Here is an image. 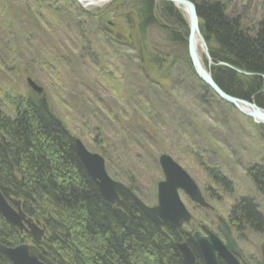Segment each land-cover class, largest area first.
Listing matches in <instances>:
<instances>
[{
  "label": "rangeland",
  "instance_id": "obj_1",
  "mask_svg": "<svg viewBox=\"0 0 264 264\" xmlns=\"http://www.w3.org/2000/svg\"><path fill=\"white\" fill-rule=\"evenodd\" d=\"M53 1L59 3V11L45 1L21 0L20 5L27 8L23 15L15 13L4 3L0 4V49H3L1 43H8L14 49L26 52L20 64H16L17 72L25 71L32 75L34 71L36 74L40 70L38 62L44 58L37 52L56 50L54 44H57L59 49L56 51L64 58L58 65L62 75L40 77L43 82L39 85L46 93L50 109L67 126L72 139H80L86 150L99 155L106 172L124 181L145 208L157 206L156 187L163 179L159 159L169 157L189 174L206 203L197 206L181 196L182 204L190 213V221L185 227L187 236L180 242L187 241L188 236L190 238L202 227L218 234L215 220L220 216L226 220L224 225L235 240L239 251L238 263H261L264 235L246 225L231 227L229 209L236 200L247 199L264 216V195L256 191L247 177L253 169L264 171V124L253 122L203 84L191 66L187 36L184 51L174 43L172 34L180 31L177 25L169 26L163 17L161 1L153 0V12L148 20L152 23L148 25L143 23L147 16L139 0H109L99 6L84 7L78 6L74 0ZM189 1L195 5L196 12L200 2L217 1L224 7L226 15L238 20L241 28L249 34H253L260 23L264 24V0ZM76 9L89 16H81ZM181 9L179 7L177 11L182 13L188 28L187 18ZM39 24L53 25L49 30L60 37L53 45H45L48 47L40 50L37 49L38 43L28 44L29 40L42 37L38 31H47L43 27L38 28ZM76 24L81 28L74 27ZM169 28L173 31L170 35ZM80 37L94 43L88 46L95 50L91 51L96 52L95 57L84 52L86 49L80 45L82 40L75 39ZM205 45L206 51L199 47L197 54L202 67L210 75L213 67H226L243 77L253 76L227 63L216 62L211 58L206 42ZM5 55L9 59L6 50ZM30 60L35 64L31 68L28 67ZM15 73L10 78L12 90L24 93L26 89L21 86L22 79H14ZM65 73L77 76V82L67 87L83 91L85 99L79 97L80 100L73 103L71 97L75 94L63 87L64 83L70 82ZM201 90L212 95L209 97L213 100L206 105L198 99ZM5 95L6 92L0 90V107L7 111L9 104ZM255 101L253 96L246 102L254 105ZM103 103L111 108L110 114H101L103 120L100 115L98 118L93 115L95 110L88 112L89 109L100 108ZM130 123L134 136L120 146L121 137H127ZM214 175H219V179ZM133 203L143 214L144 210ZM75 220V225L80 222ZM87 243L83 249L76 247L80 251L78 255L83 258L90 253ZM175 250L183 263V255L176 247ZM198 258L204 264L200 255ZM59 260L65 261L63 258ZM218 260L219 264H228L221 257Z\"/></svg>",
  "mask_w": 264,
  "mask_h": 264
},
{
  "label": "trees",
  "instance_id": "obj_2",
  "mask_svg": "<svg viewBox=\"0 0 264 264\" xmlns=\"http://www.w3.org/2000/svg\"><path fill=\"white\" fill-rule=\"evenodd\" d=\"M139 2L147 16L143 23L148 25L152 23L148 20L154 1ZM159 5L169 26L177 25L180 31L174 35L169 28L168 34H172L174 43L185 51L188 29L182 13L171 4L160 2ZM76 13L89 16L79 10ZM197 14L211 58L253 74L247 78L226 67H213L215 83L241 100L249 101L255 96V103L262 106L264 24L260 23L255 32L249 34L238 20L226 15L217 1L200 2ZM199 94L198 99L204 105L213 100L204 90ZM16 116L13 120L0 119V191L7 197L20 199L26 215L47 227L45 239L37 244L45 257L55 264H181L167 234L143 217L134 204L126 206L128 224H121L80 166L70 134L42 105L19 108ZM247 177L256 191L264 195V171L253 169ZM236 203L229 223L231 227L246 225L264 231V219L253 202L244 199ZM75 219L80 220L76 225ZM169 232L177 235L174 230ZM24 241L18 230L0 217V244L14 247ZM86 243L90 253L83 258L78 253ZM61 258L65 261H60ZM0 262L9 264L1 253ZM195 264L202 263L197 258Z\"/></svg>",
  "mask_w": 264,
  "mask_h": 264
},
{
  "label": "bare ground",
  "instance_id": "obj_3",
  "mask_svg": "<svg viewBox=\"0 0 264 264\" xmlns=\"http://www.w3.org/2000/svg\"><path fill=\"white\" fill-rule=\"evenodd\" d=\"M41 1L48 2L49 5H50V7H52V9H54L55 11H59L58 10L59 3H57V2H55L53 0H41ZM187 1H189V0H187ZM3 3L6 4V6L11 7L14 10V12L17 13V14H22L23 15V14H25V13H23V10L27 9L23 5L22 6L20 5L21 0H0V4H3ZM168 4H170V3H168ZM174 8H176V7H174ZM181 11L183 12V14L187 18V14H186L185 10L182 8ZM59 18H60V20H62V17H59ZM53 25L44 26V25H40L39 24L38 25V28L43 27L47 31L46 32L38 31V33H41L42 34V37L40 39H32V40H29V43L28 44L38 43V48H37L38 50H40V49H46L48 46L53 45V42L56 41V40H59V38H60V37H57V36L53 35V32L51 33V30H49L50 29V26L53 27ZM54 26L57 27V25H54ZM9 37L12 38V36H9ZM75 39L82 40V44H80V45L84 49L87 50V51L85 50L84 52H86L87 55H91L92 57H95L94 55H96V52H91V51H95V50L91 49L88 46L89 44H94V43H92L89 39H86V38L84 39V37L75 38ZM16 41H14V42H16ZM20 42L25 43L23 41H20ZM11 44H12V42H11ZM1 45H2L1 47H3V49H0V90H4L6 92L5 98L8 99V103L7 104H9V110H7V111L4 110V109L2 110V107L3 106H1L0 107V119H3L4 118V119H11V120H13V119H15L17 117L16 114L19 111V108L24 110V106H27L28 107L29 104L31 106H34V107L37 106V105H42L45 108V110L59 123V125L64 128V131H66L68 134H70L69 131L67 130L68 129L67 126L58 117V115L55 114L53 112V110L50 109L51 107L49 106V104H48V102L46 100V97H45V94L46 93H45L44 89L39 85L40 84L39 82H43V79H41V78L47 77L48 75H53V76L55 75L56 77H59V76L62 75V71L60 70V66H58V65H61L63 63L64 58H62L61 56H59L60 54L57 52L58 49H59L58 48V45L57 44H54L55 45L54 48L57 51L56 50H52L50 52H43V51L42 52H37L38 54H41L42 57H44V58H42V60H40L38 62L40 64L39 65L40 66L39 67L40 70L36 74H34V71H32L31 72L32 75L28 74L25 71H23L24 73L22 71L21 72H17L19 70H18V68H16L17 67L16 64L17 63L20 64V62H21L20 59L21 60L24 59V56L26 55V52H24L22 49L21 50L14 49L12 47V45H10L8 43H5V44L1 43ZM45 45H48V46H45ZM194 46H196V51L198 50L199 47L202 48L201 43H200V41H199V39H198L197 36H194ZM5 50L10 55L9 56V59L5 55ZM33 51H36V50H33ZM10 60H12L13 62H11ZM200 62H201V60L199 58V63ZM34 65L35 64L33 62H31V60H30L28 67L31 68ZM63 71L65 72L64 69H63ZM14 72H16L15 75H14V79L15 78L22 79L21 86H23V88L26 89V91L24 93L19 94V93H17V91L12 90V85H11V79L10 78L13 76ZM43 73L45 75H43ZM193 73H194V71H193ZM65 76L67 77V80H70V82L68 84L64 83V86L63 87H67L70 84H73V83L77 82V79H76L77 76L76 75H73L72 76V75H68V74L65 73ZM14 82L15 83H18L17 80H15ZM84 87H85V85H83V88ZM67 88H69V87H67ZM71 88H69V89L71 90V92L73 94H75L74 96L71 97L74 104H75L76 101L80 100L79 97H82V100L85 99V96L83 94V91L82 92H81V90L76 91V89H73V88L71 89ZM254 105L256 107L260 108V109H263V107H264L263 105L262 106L257 105L255 102H254ZM91 110L92 111L95 110V111H93V115H95L97 118L100 115L101 118H102V120L104 118L101 115L102 113H106V114H110L111 113L110 106L107 105V104H105V103H103L102 106L100 108H98V109L92 108V109H89V111L88 110L87 111L90 112ZM8 114H12L13 116L10 117V116H8ZM131 122H133V121L131 120ZM129 125H130V129L127 130V137L126 136H122L121 137L122 142L120 141V146L122 144L126 143L127 140L132 139V136H134V128H132V124L131 123ZM70 138H72L71 135H70ZM76 140H78L82 144L83 147H85V146L83 145V143L81 142L80 139H78V138H73L72 139L73 151H74V154H75V156L77 158V155H76V152H75V146H74ZM167 158L171 162L167 166H169L168 168H170V170L172 171V174H174V175H172V177L176 181H180V179L178 177H181V176H180L179 171L177 169L178 167L180 168V166L177 163H175L172 159H170L169 157H167ZM79 164H80V162H79ZM80 166H81V164H80ZM82 169H83V167H82ZM104 170H105V167H104ZM104 172L107 175V179L109 181H111L112 186H116V188L118 189V191L116 192V195H117L116 200H109V199L103 198L102 195H101V197L103 198V200L105 201V203H107V205L109 207L111 206L114 214L117 216V218L119 219V221L121 222V224L126 226L128 224V221H129V219H128L129 216H128L127 212L125 211L127 209L126 206L127 205H130V204H134L131 199H129L128 197H126V196H124L122 194L123 188L127 189V185H126V183L124 181H119L115 177H113L111 174L107 173L106 170ZM161 173H162L163 179H162V181L159 182V185L156 187V196H158L159 194H163V191H164L163 188H164V186H162V185L163 184H167V182H168L167 176H165V174L163 172H161ZM215 173L218 174L217 172H215ZM182 174L184 176H187L188 178H190L189 177V174L186 173L185 171H183ZM218 176L219 175H217V177ZM217 177L214 176V178H217ZM126 179L128 180V178H126ZM217 179H219V177ZM192 182L194 183L193 180H192ZM92 183L95 184L94 182H92ZM97 184L100 185L99 180H97ZM97 184H95V186H96V188H97V190L99 192V187L97 186ZM194 185L196 187L195 188H192V189L179 188L177 190V192H178L177 193L178 198L180 199L181 196H182L184 199L185 198L188 199L191 203L194 202V204L197 205V206L206 204L205 201H204V198H203V196L201 194L202 193L201 190L197 188V185L195 183H194ZM224 186H226V185L224 184ZM179 191H181V192H179ZM99 194H100V192H99ZM0 196L2 197L1 200L3 201V204L5 205V207L7 205L10 208L11 211L17 212V210H16L17 209L16 204L20 206L21 213L24 216V219L21 220V222H20V224H21L20 232H18L21 235V237L23 239H29V238H33L32 235H38V237H39L38 242L41 243L45 239L46 233L48 231L47 230V227L45 225H43L44 223L43 222H38L37 220H35V219L27 216L26 213L22 210V203H21V200L20 199H13L11 197H7L1 191H0ZM195 196H198L197 197L198 198L197 201L195 200V198H196ZM200 199H201V202H200ZM156 200H157V198H156ZM238 200H236L232 204V206L230 207V209H229V215L230 216L232 214V209L235 207V205L237 204L236 202ZM155 207H157V206H155ZM147 208H149V206ZM115 209L117 211H120L121 212V214L124 216L123 217L124 219L121 217V214L120 213L118 214L115 211ZM149 209H151V208H149ZM141 215L143 217H146L147 219H149L150 222L153 225H155L160 231H163L164 233H166L167 234V240H168L169 244L172 247H174V248L178 245V243L181 241L182 238H184V237L187 236V230L185 229V227L188 226V223H189L190 219L185 220V218H182V222L180 224H174V226H172L171 224L170 225H163V221L165 219L163 217H161V216H158L156 218V221L154 222L152 219H150V217H149V215H148L147 212H144ZM0 217L2 218V220L6 224L10 225L1 216V214H0ZM262 217L264 219V216H262ZM26 221H30V222L28 223ZM225 221L226 220H224L220 216H217L216 217L215 223H216V228H217L218 233L219 232H221V233L224 232V229L221 228L220 225H221V223H225ZM30 225H32V227H30ZM10 226H13V225H10ZM36 228L39 231H41L40 234H38L37 232H35V229ZM170 230L176 231L177 232V235L176 236H172L171 233L169 232ZM202 231H203V235H202L201 238L204 239V240H209L210 237L208 236V234H211V235H213L215 237V234L216 233H214L213 231H211L210 229H208L206 227H203ZM258 233L264 235V231H258ZM197 238H198V235L196 233H193V236L191 238L192 241H196ZM186 243L191 248L190 249V252H191V254L194 257V262L196 263L197 258L200 255L199 249H195L192 243H191V245L187 241H186ZM183 244L184 243L181 242V246H183ZM5 247L6 248H9L8 246H5ZM186 248H188V247L186 246ZM198 259L200 260V258H198ZM181 264H185V263L183 262ZM259 264H261V263H259Z\"/></svg>",
  "mask_w": 264,
  "mask_h": 264
},
{
  "label": "water",
  "instance_id": "obj_4",
  "mask_svg": "<svg viewBox=\"0 0 264 264\" xmlns=\"http://www.w3.org/2000/svg\"><path fill=\"white\" fill-rule=\"evenodd\" d=\"M81 6H99L102 5L104 2L109 0H74ZM161 2H166L174 5L175 7L179 8L182 7L186 14H187V22H188V35H187V50L188 56L198 78L207 86L209 87L214 94L219 97L222 101L230 104L231 106L238 109L242 114L250 117L253 122L257 124H264V109H260L253 104H249L246 101L239 100L233 97L226 95L214 82L213 78L211 77L210 73H208L199 63V57L197 55L196 46H194V36H197L202 48L206 51V45L202 35L199 31V19L196 12V7L191 1L187 0H158ZM241 73V72H238ZM246 74V73H245ZM75 152L77 158L85 170L89 179L97 184V180H99L100 185L97 184L99 187V192L103 198L109 200H116L117 195L116 192L118 189L116 186H112L111 181L107 179V175L105 174L104 170V161L103 159L93 153H89L82 146V144L76 140L75 141ZM169 159L167 157H161L159 159V164L162 169V172L167 176L168 182L167 184H163L164 191L163 194H159L157 197V207L155 208H145L143 204L136 199V197L127 189L123 188L122 194L132 201L139 207H141L144 212H147L150 219L154 222L158 216L163 217L165 220L163 221V225H172L180 224L182 222V218L185 220L189 219V214L184 209L183 205L180 203L179 198L177 196V190L179 188L183 189H192L196 186L192 182L190 178L184 176L182 173L183 171L181 168H177L181 177H178L180 181H176L172 175V171L169 166ZM119 185V184H118ZM120 186V185H119ZM169 188V189H168ZM109 197V198H108ZM195 200H198V196H195ZM2 197L0 196V214L1 216L13 226L18 227L21 229V220L24 219L23 214L21 213L20 206H17V212L11 211L10 208L3 204L1 200ZM201 202V199H200ZM15 205V204H14ZM115 211L121 214L120 211ZM121 217L124 216L121 214ZM124 219V218H123ZM30 222V221H26ZM32 227V225H30ZM221 228L224 229L223 235L226 240V245H223L219 240L211 234H208L210 237L209 240H204L200 236H198L196 242V246L199 249L201 260L204 264H219L218 257L224 259L228 264H239L235 256L239 255L238 249L229 236L226 227L223 223L220 225ZM33 229V228H32ZM35 232L38 234L41 233L37 228ZM34 241H38V235H32ZM178 250L184 257L185 264H193L194 257L191 254L190 250L186 248L185 244L183 246L177 245ZM0 251L12 262V264H53L49 259L43 257L40 252L35 247H27L24 245L15 247V248H6L0 245ZM262 259L261 264H264V252H261Z\"/></svg>",
  "mask_w": 264,
  "mask_h": 264
},
{
  "label": "flooded vegetation",
  "instance_id": "obj_5",
  "mask_svg": "<svg viewBox=\"0 0 264 264\" xmlns=\"http://www.w3.org/2000/svg\"><path fill=\"white\" fill-rule=\"evenodd\" d=\"M197 231H199V232H201V233L203 232V231L201 230V228H200V230H196L195 232H197ZM193 233H194V232H193ZM193 233H192V234H193ZM218 234L220 235V233H218ZM218 234H217V235H218ZM192 236H193V235H192ZM192 236H191L190 238H189V236L187 237V242H188V243H189V242L192 243L193 246H194V248H195L196 245H195V242L192 241V239H191ZM191 241H192V242H191ZM190 243H189V244H190ZM222 263H223V262H222Z\"/></svg>",
  "mask_w": 264,
  "mask_h": 264
}]
</instances>
